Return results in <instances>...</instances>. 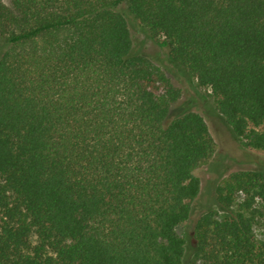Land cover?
Masks as SVG:
<instances>
[{
	"label": "trees",
	"instance_id": "1",
	"mask_svg": "<svg viewBox=\"0 0 264 264\" xmlns=\"http://www.w3.org/2000/svg\"><path fill=\"white\" fill-rule=\"evenodd\" d=\"M185 76L264 152V0H0V264H264V167Z\"/></svg>",
	"mask_w": 264,
	"mask_h": 264
},
{
	"label": "rangeland",
	"instance_id": "2",
	"mask_svg": "<svg viewBox=\"0 0 264 264\" xmlns=\"http://www.w3.org/2000/svg\"><path fill=\"white\" fill-rule=\"evenodd\" d=\"M10 0H5L9 3ZM133 33L140 50H143L164 64L167 58V48L161 47L154 39L140 30L139 26L133 27ZM187 78V76H185ZM186 82L187 100H192L194 109L201 112L209 126L211 135L216 143V160H222L225 165L230 166V170L252 169L264 167V152L254 148H244L232 132V129L226 122L225 118L217 110L213 100L209 95V89L198 87L195 80L189 76ZM180 107L177 110H181ZM196 173L203 177L204 180L215 181L217 173L211 172L208 166H202L196 170ZM263 229L255 226L257 237L263 236ZM178 232L183 234L185 226L178 228Z\"/></svg>",
	"mask_w": 264,
	"mask_h": 264
}]
</instances>
